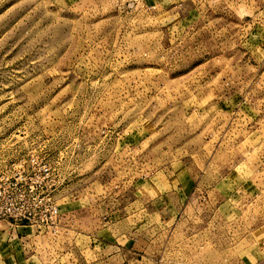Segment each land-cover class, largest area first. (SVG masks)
<instances>
[{
    "label": "rangeland",
    "instance_id": "374dc122",
    "mask_svg": "<svg viewBox=\"0 0 264 264\" xmlns=\"http://www.w3.org/2000/svg\"><path fill=\"white\" fill-rule=\"evenodd\" d=\"M0 176V264H264V0H0Z\"/></svg>",
    "mask_w": 264,
    "mask_h": 264
},
{
    "label": "built area",
    "instance_id": "2783aa9c",
    "mask_svg": "<svg viewBox=\"0 0 264 264\" xmlns=\"http://www.w3.org/2000/svg\"><path fill=\"white\" fill-rule=\"evenodd\" d=\"M32 160L21 159L19 167ZM24 172V171H23ZM40 176L48 177L47 172ZM31 180V179H29ZM60 220V209L49 193L27 182V177L4 178L0 176V223H7L11 228H35L37 233H56Z\"/></svg>",
    "mask_w": 264,
    "mask_h": 264
},
{
    "label": "crops",
    "instance_id": "0c3cea01",
    "mask_svg": "<svg viewBox=\"0 0 264 264\" xmlns=\"http://www.w3.org/2000/svg\"><path fill=\"white\" fill-rule=\"evenodd\" d=\"M30 228V227H29ZM29 228H16L18 229V235L23 234V236H29L28 229ZM0 231H2L0 229ZM22 240V239H21ZM94 246L92 248L91 253L98 255V263L97 264H128L125 259V254L127 252L124 251L123 248H119L118 244L114 242H108L106 239H96L93 240ZM92 261V260H91ZM136 264H140L141 261L135 260Z\"/></svg>",
    "mask_w": 264,
    "mask_h": 264
}]
</instances>
